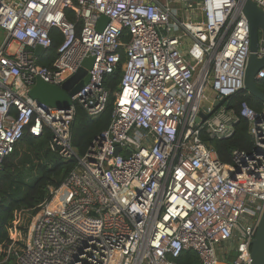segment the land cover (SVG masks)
<instances>
[{"label":"built area","instance_id":"1","mask_svg":"<svg viewBox=\"0 0 264 264\" xmlns=\"http://www.w3.org/2000/svg\"><path fill=\"white\" fill-rule=\"evenodd\" d=\"M254 1L264 12V0ZM0 29V169L26 130L34 137L50 131L52 149L77 159L33 216L27 247H11L5 259L178 264L192 250L201 264H252L264 209V107L241 104L254 146L235 150L233 165L203 135L231 137L239 120L223 102L214 107L244 89L250 26L235 0H0ZM54 29L63 36L58 55L51 67L41 65L35 49L52 45ZM122 47L111 122L79 156L71 138L76 105L92 117L105 110L104 80L117 70ZM89 55V81L69 108L30 95L37 78L62 86ZM204 106L207 117L197 121Z\"/></svg>","mask_w":264,"mask_h":264},{"label":"trees","instance_id":"2","mask_svg":"<svg viewBox=\"0 0 264 264\" xmlns=\"http://www.w3.org/2000/svg\"><path fill=\"white\" fill-rule=\"evenodd\" d=\"M67 15L71 21H76V16L71 10L67 11ZM51 39L52 45L38 57L39 64L50 67L58 55V48L63 40L62 33L58 29L52 30ZM129 39L130 36L125 32L123 41L127 42ZM120 53L121 61L117 70L107 75L104 80L109 92L105 110L92 117L81 105H76L71 138L79 156L88 151L95 138L111 122L116 95L120 91L122 65L126 61L124 47L120 49ZM256 85L264 92V78L257 80ZM243 102H247L257 111L264 107L260 99L240 91L223 101V104L233 108L239 117L233 135L228 138L212 139L208 134H203L205 142L213 146L220 160L230 165H233L235 150L251 152L254 146L250 124L240 115V106ZM51 141L52 135L48 130L40 137H34L26 130L14 152L5 159L0 169V264H17L12 256L5 259L8 250L11 247L17 250L27 247L28 231L33 216L40 206L51 198V187L60 186L77 165L76 158L65 160L58 151L53 150ZM177 262L201 264L199 255L192 250L185 251Z\"/></svg>","mask_w":264,"mask_h":264},{"label":"water","instance_id":"3","mask_svg":"<svg viewBox=\"0 0 264 264\" xmlns=\"http://www.w3.org/2000/svg\"><path fill=\"white\" fill-rule=\"evenodd\" d=\"M235 2L244 12L250 26V55L245 70L243 91L260 99L264 104V92L256 85L257 74L264 68V57L258 56L260 38L262 37L264 40V12L254 0H235ZM101 21L106 22L107 18L102 16ZM98 29L102 30L101 27ZM43 51L42 46H37L35 55L40 56ZM94 62L95 56L89 55L83 61L81 68L72 76L70 83L65 84V86L50 84L37 78L30 90V95L51 107L69 108L72 105L71 95L89 81V70L93 67ZM75 83L77 85L73 86ZM224 100L225 97L217 99L214 102V107L217 108ZM205 111H208L207 106L203 107L197 121L207 117ZM119 152L120 148L118 147L116 153ZM251 257L252 264H264V209L257 223L255 236L251 244Z\"/></svg>","mask_w":264,"mask_h":264},{"label":"rangeland","instance_id":"4","mask_svg":"<svg viewBox=\"0 0 264 264\" xmlns=\"http://www.w3.org/2000/svg\"><path fill=\"white\" fill-rule=\"evenodd\" d=\"M4 40H5V33H4V31H2V30L0 29V44H1ZM15 50H16V45L14 44V45L11 47V51H15ZM203 66H204L203 63H199V64H197V70H196V73H195L196 76H199V74L201 73V71H202V69H203ZM72 76H73V75H72ZM72 76H70L67 80H65V81L62 83V85L65 86V84L70 83V81H71V79H72ZM75 82H76V81H75ZM76 85H77V83H75L73 86H76ZM209 91H210V89L206 87V89H205V93L207 94Z\"/></svg>","mask_w":264,"mask_h":264}]
</instances>
